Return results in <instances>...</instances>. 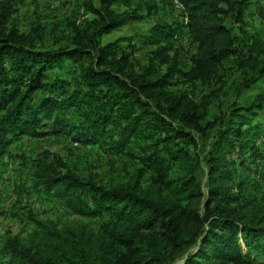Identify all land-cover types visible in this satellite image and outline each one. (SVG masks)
I'll return each mask as SVG.
<instances>
[{
	"label": "trees",
	"instance_id": "trees-1",
	"mask_svg": "<svg viewBox=\"0 0 264 264\" xmlns=\"http://www.w3.org/2000/svg\"><path fill=\"white\" fill-rule=\"evenodd\" d=\"M16 2L0 0V159L23 136L54 135L107 147L140 167L125 182L100 184L60 158L37 160L32 190L63 201L70 214L108 219L94 230L32 216L27 243L4 241L5 264H264V210L244 198L241 173H253L247 159L260 161L257 173L264 166V151L249 145L244 128L264 106V90L236 101L258 82L264 87V33L244 28L252 1L177 0L185 23L155 26L163 42L134 68L122 46L127 38L102 42L142 17L129 10L133 0H82L91 18L72 24L69 44L52 47L41 46L40 24L19 30ZM117 3L124 10L116 11ZM145 5L147 14L156 9ZM180 33L196 46L187 69L172 43ZM228 60L238 73L230 86L235 97L210 117L215 95L197 101L174 82L206 84ZM65 62L73 64L69 77L55 75ZM198 139L208 141L206 150Z\"/></svg>",
	"mask_w": 264,
	"mask_h": 264
},
{
	"label": "rangeland",
	"instance_id": "rangeland-1",
	"mask_svg": "<svg viewBox=\"0 0 264 264\" xmlns=\"http://www.w3.org/2000/svg\"><path fill=\"white\" fill-rule=\"evenodd\" d=\"M82 0H18L15 3L16 11L12 14V20L16 22L20 31L27 32L29 27L40 24L45 28L41 46L52 47L54 45L69 44L73 34L72 24H81L85 18L90 19L91 15L81 8ZM98 0H94L97 3ZM253 9L246 14L244 28L263 36L264 33V0H251ZM154 4L156 9L147 14L145 4ZM176 0H133L129 10H137L142 17L130 21L120 29L113 31L102 38V42L112 41L119 37L127 38L122 46L128 55L130 65L137 67L145 64L148 54L155 49L162 38L155 30V26L165 23H185L183 11L175 6ZM143 7L138 9L137 7ZM121 3L114 5L116 11L124 10ZM137 8V9H136ZM225 24L235 35H238V26L227 17ZM178 36V35H175ZM174 47L179 48V66L187 69L190 66V56L195 52L193 45L186 34H179L172 41ZM129 44V45H128ZM73 71V64L65 62L62 69L57 70L55 75L69 77ZM238 75L231 60H228L212 77L210 82L202 84L175 83L177 88L186 90L189 95L199 101L203 95L213 94L210 104V117L217 114L218 105L225 107L235 96L230 88L232 80ZM263 83L245 89L236 98V101L244 103L263 92ZM257 115L251 118V124L245 126V135L249 145L259 147L264 151V106L256 110ZM255 126V127H254ZM216 129L212 130V136ZM260 129V135L255 133ZM210 141V140H209ZM204 149L208 148V141L202 143ZM133 151L138 153L136 145ZM192 152V148L189 147ZM247 154V153H246ZM48 156L50 161L60 158L66 165L77 174L89 177L100 184L120 183L131 178L135 169L140 167L137 159L124 154H114L107 147L98 144H79L65 136L47 135L41 138L23 136L12 145L7 147V153L0 159V264H5L6 257L2 254V246L7 238L17 237L20 241L27 243L33 235L34 222L31 218L51 221L57 226L62 224H84L91 229H98L108 216L87 218L70 214L64 206L63 201L56 199L49 193L35 192L30 187L28 177L35 168L36 161ZM245 158H248L246 155ZM247 159L249 167L253 171L248 175L242 171L245 180L243 186L244 198L251 201L252 205L264 210V166H260L258 173L255 172L256 164ZM261 175H260V174ZM151 172L143 175L144 183L149 181ZM199 176L204 182L203 167L199 170ZM26 188V189H25ZM180 260L177 261V263Z\"/></svg>",
	"mask_w": 264,
	"mask_h": 264
},
{
	"label": "built area",
	"instance_id": "built-area-1",
	"mask_svg": "<svg viewBox=\"0 0 264 264\" xmlns=\"http://www.w3.org/2000/svg\"><path fill=\"white\" fill-rule=\"evenodd\" d=\"M176 6L180 7V5H179V4H177V0H176Z\"/></svg>",
	"mask_w": 264,
	"mask_h": 264
}]
</instances>
